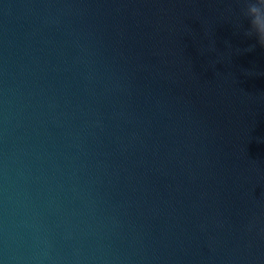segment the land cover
Returning a JSON list of instances; mask_svg holds the SVG:
<instances>
[{
	"label": "water",
	"instance_id": "1",
	"mask_svg": "<svg viewBox=\"0 0 264 264\" xmlns=\"http://www.w3.org/2000/svg\"><path fill=\"white\" fill-rule=\"evenodd\" d=\"M0 264H264V0H0Z\"/></svg>",
	"mask_w": 264,
	"mask_h": 264
}]
</instances>
